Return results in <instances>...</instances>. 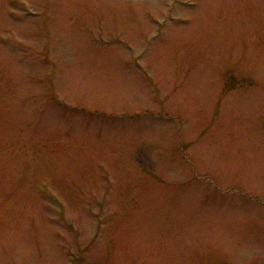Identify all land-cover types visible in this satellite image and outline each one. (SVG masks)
Here are the masks:
<instances>
[{
    "label": "rangeland",
    "instance_id": "obj_1",
    "mask_svg": "<svg viewBox=\"0 0 264 264\" xmlns=\"http://www.w3.org/2000/svg\"><path fill=\"white\" fill-rule=\"evenodd\" d=\"M0 264H264V0H0Z\"/></svg>",
    "mask_w": 264,
    "mask_h": 264
}]
</instances>
